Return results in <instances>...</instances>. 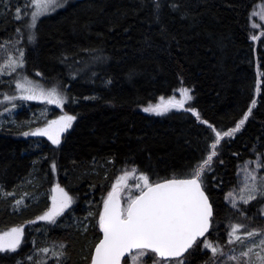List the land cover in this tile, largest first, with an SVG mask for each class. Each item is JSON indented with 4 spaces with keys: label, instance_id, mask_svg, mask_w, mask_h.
<instances>
[{
    "label": "trees",
    "instance_id": "1",
    "mask_svg": "<svg viewBox=\"0 0 264 264\" xmlns=\"http://www.w3.org/2000/svg\"><path fill=\"white\" fill-rule=\"evenodd\" d=\"M263 1L160 0L157 10L154 0H73L43 17L36 41L22 45L26 72L46 87L59 88L67 97L64 113L77 120L59 147L18 136L37 126L31 120L43 105L21 106L0 128V233L27 226L23 247L0 253V264H32L27 257L35 250L33 242L44 240L36 234L39 225L29 222L47 210L56 184L76 202L57 229L46 232L67 246L61 264H89L85 257L101 239L102 197L122 169L135 166L154 180L171 178L205 157L210 131L194 114L143 111L182 88L194 97L185 108H196L218 130L234 127L252 108L242 130L221 141L214 171L206 172L205 191L214 208L209 239L225 244L229 225L238 222L264 227V200L242 206L247 218L226 202L240 165L264 152V84L259 94L255 91L257 79L264 80L257 76L258 65L264 72V37L252 41L249 26ZM24 3L0 0V44L16 40L23 21L14 19L15 9ZM4 58L0 51V62ZM8 81L0 77V99L12 89ZM59 114L50 108L47 117ZM76 218L90 224L84 235L71 224ZM189 259L210 261L201 250Z\"/></svg>",
    "mask_w": 264,
    "mask_h": 264
},
{
    "label": "snow or ice",
    "instance_id": "2",
    "mask_svg": "<svg viewBox=\"0 0 264 264\" xmlns=\"http://www.w3.org/2000/svg\"><path fill=\"white\" fill-rule=\"evenodd\" d=\"M63 0H27L23 8L17 6L14 19L22 20L21 27L16 29V40H9L0 44V51L5 58L0 62V77L12 76L18 69L25 66V50L22 46L25 39L34 43L38 37L40 20L60 8L64 7ZM154 6L160 9V0H154ZM178 7V5H173ZM22 11L24 15H21ZM264 20V15L260 16ZM259 28L260 25H254ZM264 37L251 35L252 41H259ZM13 81L19 95L3 94L0 104L8 102L0 115H11L19 105L16 101H42L50 105H57L61 109L67 97L57 87L46 89L43 85L29 79L22 73ZM39 75V74H38ZM257 76L264 77V72L259 71ZM264 80L257 79L255 91H261ZM182 99L175 96L165 100L160 97V103L149 105L143 110L156 115H164L171 109H184L194 114L197 120L207 126L210 135L206 137V156L187 170L174 174L171 178L152 179L145 171L133 166L131 170L124 168L118 176L106 197H102V211L98 214V226L102 232V239L94 246V253L85 259L89 264H192L191 257L198 250H210L211 264H264V227H249L243 223L230 224L225 244L219 240L213 242L209 239L210 230L213 229L214 211L209 196L205 191L206 172L214 171L212 164L218 157V146L226 138H234L239 133L252 114L249 108L247 114L228 130H218L208 120L200 117L199 111L194 107L185 108V104L193 100L187 88L180 89ZM89 99V97H85ZM255 106V101L252 102ZM10 105V107L8 106ZM77 116L64 113L55 119L47 121L45 126L24 131L21 135L47 137L53 145L59 146L64 133L72 128ZM210 141V142H209ZM261 159L253 162L248 160L246 166L237 173L238 187L227 193L226 199L233 208L247 218V211L240 204L248 205L252 201L264 200V152L260 153ZM219 163H223L222 160ZM255 163V167L251 165ZM52 170L57 165L51 163ZM132 180L130 184L129 181ZM51 207L43 215L37 217L39 221H46L56 225L59 217L72 208L76 202L74 197L65 188L56 184L52 190ZM11 195L10 193H5ZM17 205L21 203L16 201ZM89 215H92L90 212ZM29 223H36L30 221ZM24 227L17 226L0 234V253H15L24 241ZM259 238V239H257ZM241 245L239 254L236 245ZM66 245H60V251L54 248H43L39 251L56 258L55 264H61L66 256ZM259 248L261 252H253ZM227 249V250H226ZM27 259L32 261L33 256ZM20 264V262H18ZM47 264V256L37 262ZM207 264V262H206Z\"/></svg>",
    "mask_w": 264,
    "mask_h": 264
},
{
    "label": "rangeland",
    "instance_id": "3",
    "mask_svg": "<svg viewBox=\"0 0 264 264\" xmlns=\"http://www.w3.org/2000/svg\"><path fill=\"white\" fill-rule=\"evenodd\" d=\"M25 1V3L27 2V0H24ZM68 1H73V0H63V2L65 3V4H68V3H66V2H68ZM63 8V7H62ZM62 8H60V9H62ZM59 9V10H60ZM58 11V10H57ZM56 11V12H57ZM55 13V12H54ZM53 14V13H52ZM261 15H264V1L263 2H261V3H259L256 7H255V9L252 11V14H251V17H250V19H249V26H250V29H251V33L253 34V35H260V33H261V31H264V20H261L260 19V16ZM20 21H22V20H20ZM257 24H259L260 25V27L259 28H256V27H254V25H257ZM262 38V37H261ZM26 40V39H25ZM27 41V40H26ZM18 73H22L23 75H25V76H27L29 79H31V80H33V81H36V82H38L39 84H41V85H43L46 89H50V88H52V87H55V86H52V87H46L45 86V84H43V82L40 80L39 81V79H36L34 76H30L27 72H26V65L24 66V68L23 69H18L17 70V73H14L12 76H7V75H4V76H2L3 78H5V80H9L8 81V83L10 84V86L12 87V89H11V91L10 92H5V93H7V94H9V95H13V94H15V95H19V92H18V90H16L15 89V85H14V83H13V81L15 80V79H18L19 78V75H18ZM59 89V88H58ZM60 90V89H59ZM61 93L63 94V92L61 91ZM175 97H176V99L177 100H180V99H182L183 97H182V93H181V91L179 90V91H177L176 93H175V95H174ZM169 98H166L165 100H168ZM0 100H3V97L0 99ZM67 101V100H66ZM161 101H159V102H157V103H154V104H151V105H156V104H159ZM16 103L19 105V107L11 114V115H9L8 113H4L3 115H0V128L4 125V123H6V122H8V119L9 118H11V116L12 115H14V113L16 112V111H18L19 110V108L21 107V106H23V105H30V104H37V105H43L44 106V108H42L41 110H40V112H38V114H37V118L35 119V120H31V121H33L32 122V124H35V125H37L36 127H43V126H45V124L47 123V121H49V120H51L49 117H47V115H48V112H49V110H50V108H52V110L53 109H57V110H59L60 111V114L58 115V116H60V115H62V114H64V111H63V108L61 109L59 106H57V105H50V104H47L46 102H42V101H16ZM66 103V102H65ZM6 104H8V102L7 101H5L4 102V104H0V112H3V108H4V106L6 105ZM65 105V104H64ZM186 105H187V103L185 104V107H186ZM9 107H10V105H8ZM179 110H182V109H176V108H174V109H171L169 112H171V111H179ZM144 111V110H143ZM145 112V111H144ZM169 112H167V113H169ZM146 114H149V115H154V116H163V115H156V114H154V113H148V112H145ZM167 113H165V114H167ZM164 114V115H165ZM31 115H33L34 116V114H31ZM58 116H56L55 118H57ZM55 118H53V119H55ZM39 120H41L42 122H44V124L43 125H39L40 124V121ZM77 120V119H76ZM76 123V121L73 123V126H72V128L74 127V124ZM35 127V128H36ZM34 128V129H35ZM71 128V129H72ZM71 129H69L66 133H64L63 134V136H62V138H61V144H62V142H63V140H64V137L66 136V134L71 130ZM19 137H22L23 135H21V134H19L18 135ZM29 137H34V138H41V139H46L52 146H54V147H59V146H56V145H53L52 143H51V141H49L48 139H47V137H39V136H29ZM256 160H254L253 162H255ZM246 164H247V162H245V163H243V164H241L240 165V167H239V170H240V168L241 167H243V166H246ZM251 167H255V163H253L252 165H251ZM239 170H238V172H239ZM263 171H264V169H261V173L262 174H264L263 173ZM239 179H242V176L241 177H238V180ZM129 183L131 184L132 183V180H130L129 181ZM238 187V183H237V185L233 188V189H235V188H237ZM55 188V187H54ZM54 188H52V190L54 189ZM232 189V190H233ZM51 190V193H50V204L48 205V208H50L51 207V196L53 195V191ZM231 190V191H232ZM226 202H227V204L232 208V209H234V210H238L237 208H233L232 207V204L230 203V201L228 200V199H226ZM74 206V204L72 205V207ZM242 206H244V205H242V204H240L239 205V207H242ZM48 208H47V210H48ZM46 210V211H47ZM70 210V209H69ZM69 210H67L65 213H64V215L63 216H61V217H59L58 218V220H57V224L56 225H51V224H49L48 222H46V221H39V220H35L36 221V223H30L29 225L30 226H37V225H39V227H37L36 228V230H37V232H36V234H40V238H41V240L43 239L44 241H43V244H39V242L35 239L34 240V242H33V248L35 249L34 250V252L32 253V255L31 256H33V260L32 261H29L28 259V262H30V263H32V264H37V262L38 261H40V260H42V259H44L45 258V256H47V264H55V257L52 255V253L50 252V253H48V254H44V253H42V252H40L39 250L40 249H43V248H49V249H55L57 252H59L60 251V245L61 244H64V243H62V242H59V241H56L54 238H52V237H50V235L48 236V233L46 232L48 229H54V230H56L57 229V227L59 226V224H60V220L69 212ZM45 211V212H46ZM260 212H261V215H262V217L264 218V204L262 205V207H261V210H260ZM85 222V224H83L84 222ZM83 221H81V222H79V220L76 218L75 220H73L72 222H71V224L73 223V225L75 226V228L77 229V230H79V231H81L82 233H83V235L85 234V231L90 227V224L88 223V222H86V220H83ZM40 223H42L43 225H40ZM22 227H24V233H25V229H26V227L27 226H22ZM42 227H44V230L45 231H42V233L40 232V230H41V228ZM46 228V229H45ZM7 232V231H6ZM4 233V232H3ZM0 234H2V233H0ZM48 237V238H47ZM24 238H25V235H24ZM47 238V239H46ZM257 239H259V238H257ZM23 244H24V241L22 242V244H21V247L18 249V250H20L22 247H23ZM236 247V252H237V254H239V252L241 251V248H242V246L241 245H236L235 246ZM17 250V251H18ZM227 250V249H226ZM202 251V253H205V252H207L208 253V256L210 257L211 256V252H210V250H201ZM257 252H261V250L259 249V248H257L254 252H253V254H252V257H253V259H255L256 258V253ZM92 254H93V251H92ZM261 254L262 255H264V252H261ZM64 258V257H63ZM201 264H206V262H202ZM207 264H211V260L207 263Z\"/></svg>",
    "mask_w": 264,
    "mask_h": 264
},
{
    "label": "water",
    "instance_id": "4",
    "mask_svg": "<svg viewBox=\"0 0 264 264\" xmlns=\"http://www.w3.org/2000/svg\"><path fill=\"white\" fill-rule=\"evenodd\" d=\"M76 1H83V0H76ZM210 200V199H209ZM211 202V201H210ZM213 206V205H212ZM213 211H214V208H213ZM100 233H101V239H102V232L100 231ZM93 253H94V250H93Z\"/></svg>",
    "mask_w": 264,
    "mask_h": 264
}]
</instances>
